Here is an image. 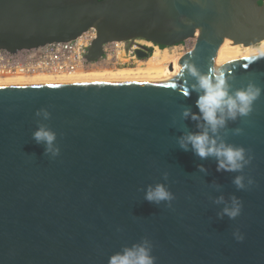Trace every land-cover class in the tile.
Here are the masks:
<instances>
[{"label":"water","instance_id":"obj_1","mask_svg":"<svg viewBox=\"0 0 264 264\" xmlns=\"http://www.w3.org/2000/svg\"><path fill=\"white\" fill-rule=\"evenodd\" d=\"M89 29V61L111 41H188L177 69L187 60L202 73L218 68L230 91L249 82L264 89V58L216 64V41L264 40V0H0V49L9 52ZM168 69L0 80V264H108L145 237L155 264H264V92L218 133L252 157L237 190V173L179 146L200 130L181 115L185 107L198 114L197 93L187 72ZM41 108L47 120L35 115ZM38 122L55 131L58 156L32 138ZM156 183L173 193L171 206L144 199ZM233 194L240 215L218 216L224 204L215 198Z\"/></svg>","mask_w":264,"mask_h":264},{"label":"clouds","instance_id":"obj_2","mask_svg":"<svg viewBox=\"0 0 264 264\" xmlns=\"http://www.w3.org/2000/svg\"><path fill=\"white\" fill-rule=\"evenodd\" d=\"M253 60L264 58V43L259 47L246 49ZM251 62V61H250ZM217 60L216 64H221ZM179 75L185 72L194 78L195 83L191 84V91L197 93L195 100L198 114L190 108H183L181 115L184 118H191L198 121V132H188L178 138L179 146L187 151L189 145L195 155L201 159L215 157L217 161V171H227L237 173L232 179L237 190L245 189V177L242 175L245 166L251 162V155L243 145L227 143L220 138V129L227 126L229 121H236L238 118L247 117L253 111L254 102L257 101L264 89L259 85L249 82L242 88L230 91L231 85L223 72L218 68H210L207 73L200 72L197 67L185 60L183 66L177 69ZM189 89H186V94ZM37 117L47 120L50 113L47 109H38L35 113ZM240 128L233 129L234 134H239ZM32 138L37 143L45 145V153L52 158L59 155L60 148L56 143V133L43 123L38 122V126L32 132ZM201 171H205L203 165H198ZM247 183L251 185L252 179ZM144 199L150 203L159 205L165 202L171 206L174 199L173 193L162 183L154 186H147ZM215 203L224 204L218 216H227L230 220L240 215L242 202L236 195H231L226 202L223 195L215 198ZM238 240L243 236L234 233ZM108 264H155V257L152 255V244L149 239L141 238L131 245L122 246L119 251L112 253L108 258Z\"/></svg>","mask_w":264,"mask_h":264},{"label":"built area","instance_id":"obj_3","mask_svg":"<svg viewBox=\"0 0 264 264\" xmlns=\"http://www.w3.org/2000/svg\"><path fill=\"white\" fill-rule=\"evenodd\" d=\"M95 38V30L89 29L67 42L49 43L15 52L0 49V79L31 77L36 74L67 75L77 71L129 68L145 60L139 56L138 52L148 51L146 42L140 40L137 42L134 39L104 43L99 58L89 61V48ZM178 45L181 51H184L188 41ZM153 50L154 48L150 53Z\"/></svg>","mask_w":264,"mask_h":264},{"label":"bare ground","instance_id":"obj_4","mask_svg":"<svg viewBox=\"0 0 264 264\" xmlns=\"http://www.w3.org/2000/svg\"><path fill=\"white\" fill-rule=\"evenodd\" d=\"M146 41V40H145ZM151 46L150 42H148ZM147 43V44H148ZM264 43V40L259 42L254 46H241L234 45L231 42H220L216 41V60H221L223 64L227 62H232L234 60H239L241 58L250 57L251 54L246 52V49L259 47L260 44ZM148 46V45H147ZM151 54V53H150ZM148 54L145 58V62L142 65H136L129 68H118V69H99V70H89V71H77L72 74H36L31 77H16V78H4L0 80H10V79H28V78H47V77H67V76H80V75H97V74H113V73H130V72H144V71H161L169 70L168 65L172 64L176 59H174L168 51L163 48L155 47L152 54ZM221 63V64H222ZM178 64H173L174 70H177Z\"/></svg>","mask_w":264,"mask_h":264},{"label":"rangeland","instance_id":"obj_5","mask_svg":"<svg viewBox=\"0 0 264 264\" xmlns=\"http://www.w3.org/2000/svg\"><path fill=\"white\" fill-rule=\"evenodd\" d=\"M162 49V48H161ZM167 51H168V53L174 58V59H176L172 64H177L178 63V59H179V57L183 54V52L185 51H181L182 49H181V47L178 45V46H175V47H169V48H165ZM152 54V53H151ZM150 54V55H151ZM145 61L143 60V61H141V62H139L138 63V65L140 66V65H142V63H144ZM137 65V66H138ZM142 66H144V65H142ZM169 66V65H168Z\"/></svg>","mask_w":264,"mask_h":264},{"label":"flooded vegetation","instance_id":"obj_6","mask_svg":"<svg viewBox=\"0 0 264 264\" xmlns=\"http://www.w3.org/2000/svg\"><path fill=\"white\" fill-rule=\"evenodd\" d=\"M135 40H137V42H139V40L140 41H143V42H146V44L148 43V41H144V40H142V39H135ZM150 44H151V46L149 45V43L146 45L147 46V48H148V51H143V53H145V54H150V52H151V50L153 49V48H155V47H157V48H169V47H160V45H157V44H155V43H152V42H150ZM181 44H183V43H181ZM177 46V45H176ZM173 47H175V46H173ZM145 59V58H144ZM102 67V66H101Z\"/></svg>","mask_w":264,"mask_h":264},{"label":"trees","instance_id":"obj_7","mask_svg":"<svg viewBox=\"0 0 264 264\" xmlns=\"http://www.w3.org/2000/svg\"><path fill=\"white\" fill-rule=\"evenodd\" d=\"M160 47H164V46H161V45H160Z\"/></svg>","mask_w":264,"mask_h":264},{"label":"snow or ice","instance_id":"obj_8","mask_svg":"<svg viewBox=\"0 0 264 264\" xmlns=\"http://www.w3.org/2000/svg\"><path fill=\"white\" fill-rule=\"evenodd\" d=\"M0 87H2V85H0Z\"/></svg>","mask_w":264,"mask_h":264}]
</instances>
